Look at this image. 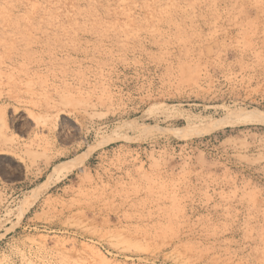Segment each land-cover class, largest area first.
Masks as SVG:
<instances>
[{
	"label": "rangeland",
	"instance_id": "obj_1",
	"mask_svg": "<svg viewBox=\"0 0 264 264\" xmlns=\"http://www.w3.org/2000/svg\"><path fill=\"white\" fill-rule=\"evenodd\" d=\"M0 264H264V0H0Z\"/></svg>",
	"mask_w": 264,
	"mask_h": 264
},
{
	"label": "bare ground",
	"instance_id": "obj_2",
	"mask_svg": "<svg viewBox=\"0 0 264 264\" xmlns=\"http://www.w3.org/2000/svg\"><path fill=\"white\" fill-rule=\"evenodd\" d=\"M86 153H83L80 156H77L67 162L60 163L54 167V172L56 174L65 173L66 171H69L75 167H77L83 160V157Z\"/></svg>",
	"mask_w": 264,
	"mask_h": 264
}]
</instances>
